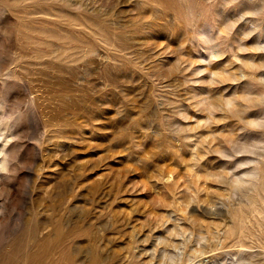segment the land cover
<instances>
[{
  "label": "rangeland",
  "instance_id": "rangeland-1",
  "mask_svg": "<svg viewBox=\"0 0 264 264\" xmlns=\"http://www.w3.org/2000/svg\"><path fill=\"white\" fill-rule=\"evenodd\" d=\"M0 264H264V0H0Z\"/></svg>",
  "mask_w": 264,
  "mask_h": 264
},
{
  "label": "bare ground",
  "instance_id": "bare-ground-1",
  "mask_svg": "<svg viewBox=\"0 0 264 264\" xmlns=\"http://www.w3.org/2000/svg\"><path fill=\"white\" fill-rule=\"evenodd\" d=\"M1 178V177H0Z\"/></svg>",
  "mask_w": 264,
  "mask_h": 264
}]
</instances>
